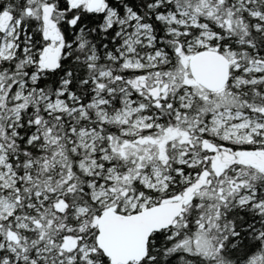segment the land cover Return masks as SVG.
<instances>
[{
  "label": "snow or ice",
  "instance_id": "snow-or-ice-1",
  "mask_svg": "<svg viewBox=\"0 0 264 264\" xmlns=\"http://www.w3.org/2000/svg\"><path fill=\"white\" fill-rule=\"evenodd\" d=\"M0 264H264V0H0Z\"/></svg>",
  "mask_w": 264,
  "mask_h": 264
}]
</instances>
